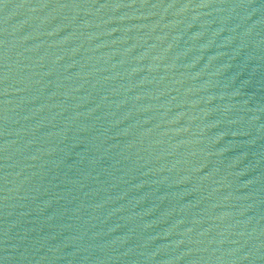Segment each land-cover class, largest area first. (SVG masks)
Instances as JSON below:
<instances>
[{
    "label": "water",
    "instance_id": "1",
    "mask_svg": "<svg viewBox=\"0 0 264 264\" xmlns=\"http://www.w3.org/2000/svg\"><path fill=\"white\" fill-rule=\"evenodd\" d=\"M0 264H264V0H0Z\"/></svg>",
    "mask_w": 264,
    "mask_h": 264
}]
</instances>
